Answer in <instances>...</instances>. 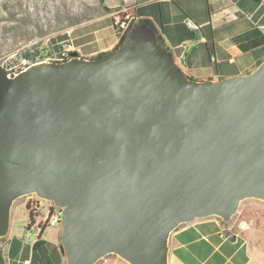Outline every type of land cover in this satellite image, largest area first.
<instances>
[{
    "label": "water",
    "instance_id": "95a60500",
    "mask_svg": "<svg viewBox=\"0 0 264 264\" xmlns=\"http://www.w3.org/2000/svg\"><path fill=\"white\" fill-rule=\"evenodd\" d=\"M71 56L0 65V237L35 194L61 209L64 264H167L179 225L264 203V62L194 81L144 27L105 58Z\"/></svg>",
    "mask_w": 264,
    "mask_h": 264
},
{
    "label": "crops",
    "instance_id": "0c3cea01",
    "mask_svg": "<svg viewBox=\"0 0 264 264\" xmlns=\"http://www.w3.org/2000/svg\"><path fill=\"white\" fill-rule=\"evenodd\" d=\"M135 6V19L149 21L176 67L191 80L239 76L264 62V0H136ZM186 20L198 29H190ZM102 21L74 32L71 45L78 57L90 60L115 46L112 24L99 25ZM13 206L7 233L0 237V264H41L43 251H34L37 239L32 242V233H26L29 214L20 224L15 211L21 206ZM48 229L39 237L46 243L43 250L55 247L60 253V236L44 241ZM167 246V264H264V203L242 201L227 222L208 216L181 224L170 233ZM60 254L59 264H64ZM98 264L127 263L109 255Z\"/></svg>",
    "mask_w": 264,
    "mask_h": 264
},
{
    "label": "rangeland",
    "instance_id": "374dc122",
    "mask_svg": "<svg viewBox=\"0 0 264 264\" xmlns=\"http://www.w3.org/2000/svg\"><path fill=\"white\" fill-rule=\"evenodd\" d=\"M132 2L133 0H0V65L14 75L24 67L21 53L34 46H43L56 52L61 43H72L74 32L82 26L101 20L103 21L99 25L109 22L112 24V21V26L120 25L123 21L118 18V14L127 11ZM117 18L118 24L115 23ZM125 21L124 33L136 19L128 16ZM114 31L115 34L116 31L119 32L116 28ZM35 198L27 195L13 203V210L21 206L15 211L20 224L28 217V212L22 205L26 200ZM60 234V226L50 227L43 239L49 243L55 242Z\"/></svg>",
    "mask_w": 264,
    "mask_h": 264
},
{
    "label": "built area",
    "instance_id": "2783aa9c",
    "mask_svg": "<svg viewBox=\"0 0 264 264\" xmlns=\"http://www.w3.org/2000/svg\"><path fill=\"white\" fill-rule=\"evenodd\" d=\"M142 1L149 3L157 0ZM127 17L128 16H126V18ZM118 18L116 19V24H118ZM124 23L125 22H122L120 25H115L120 35L124 34L126 30V25H124ZM186 25L192 30L198 29L191 20H186ZM29 52L34 54L37 59L35 62L28 59H22L21 63L22 66H24L22 70L36 62L62 63L68 61L72 58V53H76V57H78L77 50L72 47L71 43L67 42L61 43L60 49L56 52H51L49 49L43 46H34L29 50ZM23 205L29 214V223L26 233L27 237L30 235V233H32V239L30 238L32 242L34 241L33 239H37L42 235L44 232V225H51V227L59 226L61 220V209L53 206L51 202H47L45 200L25 201ZM23 264H29V261H24Z\"/></svg>",
    "mask_w": 264,
    "mask_h": 264
},
{
    "label": "trees",
    "instance_id": "16d2710c",
    "mask_svg": "<svg viewBox=\"0 0 264 264\" xmlns=\"http://www.w3.org/2000/svg\"><path fill=\"white\" fill-rule=\"evenodd\" d=\"M135 3H136V0H133L132 5L127 9V11L121 12V13L118 14V17L120 18V20H122L123 22H127V21H125V17L126 16H131L133 19L136 17V11L138 10L139 7H136ZM149 3H152V2H149ZM113 23L114 22L112 21V24ZM113 27L116 28L115 25H113ZM139 27H144L146 29H151L154 32V30H153L151 24L149 23V21L147 19H144V18H138L136 20V22H134V24H129V28L130 29L131 28L132 29H138ZM118 33L119 32L116 31V36L118 38V41L115 44V46L108 52H104V53L98 54L96 57L93 58L94 60L105 58L110 53L116 51L119 48V46L124 41L125 33L120 35V36L118 35ZM157 38H158V36H157ZM158 40H159V38H158ZM159 42H160V40H159ZM21 58L22 59L32 60L33 62H35L36 59H37L34 54L30 53L27 50L21 53ZM45 245H46L45 242L41 241L40 238H37V240H36V242H35V244L33 246L34 247V251H37V250H39V251L42 250L43 251L42 255L40 257V259L42 261L41 264H59L60 257H61L60 256L61 252L59 253L58 250L55 247H53L51 250H49L47 252V251L43 250V247ZM48 254H50V255L52 254V258L51 259L48 258V256H47Z\"/></svg>",
    "mask_w": 264,
    "mask_h": 264
},
{
    "label": "bare ground",
    "instance_id": "6f19581e",
    "mask_svg": "<svg viewBox=\"0 0 264 264\" xmlns=\"http://www.w3.org/2000/svg\"><path fill=\"white\" fill-rule=\"evenodd\" d=\"M42 63H43V62H36L35 65L40 66V65H43ZM31 195L35 196L36 198H38V199H40V200H43V199L37 197L35 194H30V196H31ZM28 196H29V195H28ZM26 197H27V196H26ZM31 198H34V197H31ZM36 198H35V199H31V201H39V200L36 199ZM26 201H28V200H26ZM50 227H51V225H44V230L47 229V228H50Z\"/></svg>",
    "mask_w": 264,
    "mask_h": 264
}]
</instances>
